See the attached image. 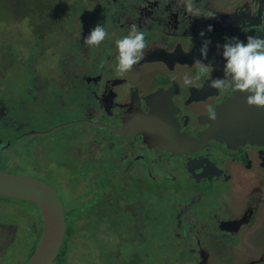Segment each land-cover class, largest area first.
Instances as JSON below:
<instances>
[{"label":"flooded vegetation","instance_id":"1","mask_svg":"<svg viewBox=\"0 0 264 264\" xmlns=\"http://www.w3.org/2000/svg\"><path fill=\"white\" fill-rule=\"evenodd\" d=\"M33 1L28 0L32 2L30 8L43 5V2L39 5V2L35 4ZM76 2L78 0L73 1ZM194 4L202 10L203 16L190 17L176 0L85 1L83 6L89 5L91 10L80 5L79 18L87 15L84 18L86 24L87 18L98 19L108 32V37L99 47H94L92 54L96 63L93 69L74 73L71 85L74 97L70 99L75 104L64 102L61 92L57 107L63 122L48 133L29 130L25 137L17 136L15 139L0 135V159L12 158L10 166H16L18 174H26L50 184L64 208L66 228L53 264L58 256L61 257V264H68L63 251L69 237L77 230L74 223L78 219L84 223L79 230L83 247L95 264H144L147 252L142 249V242L137 243L141 237L140 227L135 229L137 220L145 213L146 221L140 225L143 232L152 233L150 237L172 232L178 234L181 221L177 220L176 214L189 217L193 211H200L203 217L212 219L213 226L203 231L224 237L215 240V245L211 247L220 263L264 264V109L249 106L246 110V101L244 104L241 101L240 104L225 105L234 92L210 88V77L194 79L192 86L183 82L185 75L195 77L193 63L202 58L200 48L204 41H211L204 62L213 65L215 70L211 75L215 79L223 77L226 63L222 57L223 49L217 45L222 46L232 38L246 43L249 35L264 37V0H194ZM93 8L99 14L94 12V15H90ZM209 11L215 13V18H205ZM68 14H74L72 7ZM80 24L85 27L82 22ZM209 25L212 31H208ZM133 26L145 34L147 47L144 57L132 70L140 72L144 68L147 72L141 77L139 73L135 80L128 82L127 77L117 72L116 41L117 35L123 38ZM71 29L77 33L76 28ZM87 31L80 38L83 41L88 35ZM201 33L204 35L201 36ZM104 67L109 72L103 70ZM62 75L52 80L51 84L54 86L56 82L57 86H69V80L61 82ZM44 85L41 81H32L29 89L34 88L36 92L32 100L42 91L51 94L49 86L44 89ZM0 92L3 93L1 87ZM56 96L50 97L54 100ZM81 97L92 105H84ZM24 100L19 104V118L2 104L0 114H7L8 118H14L21 124L20 121L29 118L31 104ZM221 106H224L220 112L221 118L217 116V122L209 120L208 108H214L217 114ZM245 111L246 114L243 113ZM238 113L241 119L235 118ZM52 115L47 113L46 116ZM229 115V125L232 120H239L240 123L231 126L232 132L226 137L219 131V126L222 119L229 118ZM79 125L93 126L92 130H85V135L94 137L85 152L90 157L87 160L90 164L79 167L75 159L69 157L59 167L79 173L88 172L89 175L92 172L89 181H69V185L76 188H82L80 184H84V189L88 188L89 191L87 196L79 197L74 203L64 200L59 185L53 184L46 176L53 172L50 161L36 158L35 154L30 156L25 149L33 138L63 127L68 128V137L76 140L84 133L75 129ZM19 127L21 125L16 129ZM174 138L185 141L188 150L174 152L170 148L174 146ZM27 162L29 166L25 165ZM5 168L1 167L0 170ZM59 173L68 175L64 170H59ZM248 184H252V192L256 196L239 200L248 194L244 187ZM154 190L159 191L164 201L166 198L170 200L167 203L162 200L158 206L153 201ZM6 198L31 204L32 218L25 226L30 228L32 234L28 260L41 235L39 208L28 200ZM181 202H184L186 209ZM175 207H178L176 212L172 211ZM0 224L12 229L9 242L0 245V250L7 251L6 244L13 245L18 241V224L14 221ZM121 225L129 236L122 238V244L114 250H106L97 233L104 232L105 238H113L112 230ZM220 249H223L225 259H221L223 253ZM190 251H193V254L190 252V264H210L206 243L200 237L197 248ZM76 255L77 247L70 256L69 264H75Z\"/></svg>","mask_w":264,"mask_h":264},{"label":"rangeland","instance_id":"2","mask_svg":"<svg viewBox=\"0 0 264 264\" xmlns=\"http://www.w3.org/2000/svg\"><path fill=\"white\" fill-rule=\"evenodd\" d=\"M34 1L35 4L39 2V5L43 2V5L30 8L32 2L29 3L28 0H0V87L3 92H0V104L10 113L15 112L16 117L19 118L17 113L20 109L19 104L21 101L26 98L24 100L25 103L27 101L31 102L28 110L29 118L20 121L21 124H18L14 118H8L7 114H0V135H5L9 139H15L17 136L23 138L29 130L48 132L63 122V117L60 116L57 107V102L61 99V92L64 94V102L70 105L75 104V101L70 99L74 97V88L71 85L74 81L75 71H90L96 63L93 61L94 56L92 54L94 47L87 46L80 38L87 30L89 34L98 23H101L98 19L87 18L86 22L90 25L88 26L84 19L87 15L84 14V18H79L81 15L79 11L80 5L83 6L85 1L94 3L96 0H78L76 3H73L74 0ZM27 6L28 8H26ZM88 6L83 7L89 10L91 7ZM70 7H72L74 14H68ZM34 9L36 11H33ZM94 12L99 14L93 8L90 15H94ZM49 17L54 18L49 19ZM52 21L54 22L52 23ZM71 27L76 28L77 33L73 32ZM117 38L120 39L119 35H117ZM103 70L108 71L109 69L104 67ZM111 71L114 73V69ZM146 72L147 70L142 68L140 72L131 70L123 75L127 77L129 82L135 80L136 75L139 73V77H141ZM38 73H40V77ZM61 73L63 74L61 82L62 80H69V86H57L56 82H54V86L51 84V81L61 75ZM46 80H48V85ZM32 81L43 82L45 84L44 89L49 86L54 95L52 92L47 94V92L42 91L32 100L34 94H36L34 88L29 89L32 86ZM57 83L60 84L59 80H57ZM44 94H46V97ZM51 95L53 97L59 96L52 100ZM81 98L84 105H92L84 97ZM47 113L53 114L52 117L46 116ZM19 125L21 127L16 129ZM92 127L83 125L75 127L76 130L84 132L76 140L73 137H68L69 130L67 127L59 128L56 132L33 138L30 141L31 144L25 149L30 156L35 154L36 158H44L50 161L49 166L53 172L46 176L49 177L48 179L53 184L59 185L61 196L66 201L76 203L79 197L89 194L88 188L84 189L86 188L84 184H80L82 188H76L69 185V181L78 179L89 181L92 172L89 175L88 172L79 173L73 169H61L59 167L64 165L65 160L69 157L70 159H75L79 167H87L90 164L87 161L90 157L86 156L85 152L88 151L94 137L85 135V130H92ZM33 137L36 136L33 135ZM20 156L22 157L23 154L21 153ZM12 162V158L4 159L1 157L0 168L6 167L5 170L12 168L9 171L17 173L19 170L16 169V166H10ZM25 165L29 166V163L27 162ZM93 167L94 163L90 167V171H92ZM58 169L67 171L69 176L66 173H59ZM67 177L68 180H66ZM244 187L245 192L248 191V194L244 197L242 196V198L240 197L239 200L245 201L246 197L253 198L256 196L254 195L255 192H252V184ZM154 192V194L152 193L153 201L159 206L162 200L164 201L163 196L158 193V190H154ZM142 197L144 198L145 195L142 194ZM168 200L170 199L166 198L164 203H167ZM181 203L184 206V202ZM177 208L175 207L172 211L176 212ZM183 208L186 209L187 207L184 206ZM30 211L31 204L29 203L26 204L18 200L0 197V222L14 221L18 224L17 232H19L18 241L13 245L6 244L8 246L7 251L0 250V264H22L26 262L28 248L32 239L30 228L25 227L28 226L32 218ZM163 211L166 212L165 208H163ZM190 213L192 215H189V217L176 214L177 220L181 221L178 234L172 232L150 237L152 233L150 231L143 232L140 225V223L144 224L146 221L144 218L145 213L137 220L135 229L140 227L141 233L137 243L140 244L142 242V249L147 252L144 264H149L148 260H150V264H190V252L193 254V251L190 250L197 248L198 237L201 238L202 242L206 243L210 264H226L220 263L211 250V247L215 245L214 241L224 239V237L203 231V229H209L213 226L212 219L203 217L200 211ZM147 215L149 216V214ZM203 222H206V224ZM83 224L79 219L75 221L74 226L77 230L74 229L76 232L69 237L66 243L63 252L65 262L68 264L75 247H77L75 264H95L87 249L83 247V239L79 233ZM11 231L12 229L9 226L0 224V245H3L4 242H9L13 235ZM112 231L114 233L113 238H105L104 232L97 233L106 246V250H114L118 245L122 244V238L125 239L129 236V233L122 225ZM107 233H109V229ZM159 233L162 234L163 232ZM255 238L254 236L253 239ZM92 243L96 242L92 241ZM220 250L223 253V249ZM221 259H225L224 253ZM116 264H119V262Z\"/></svg>","mask_w":264,"mask_h":264},{"label":"clouds","instance_id":"3","mask_svg":"<svg viewBox=\"0 0 264 264\" xmlns=\"http://www.w3.org/2000/svg\"><path fill=\"white\" fill-rule=\"evenodd\" d=\"M176 3L183 7L190 17L199 18L203 16L202 10L195 6L194 0H176ZM259 8V5H258ZM91 10V9H90ZM205 18H215V13L209 11ZM208 31H212V26H208ZM204 33H201L203 36ZM108 37V32L101 25L97 24L84 38V44L89 47H99ZM210 40L203 42L200 48L201 59L194 60L193 66L196 75H185L183 82L192 86L195 80L201 77H210L209 87L216 90H231L232 92L247 93L246 104L257 108H264V37L260 35L247 36V42L232 38L225 44L217 45L222 47V57L226 61L223 67L222 78H212L215 70L211 63H205L208 57V47ZM118 49L117 72L123 75L133 69L145 55L147 47L145 34L138 31L135 26L128 35L116 41ZM208 119L215 121L217 114L214 108L207 110Z\"/></svg>","mask_w":264,"mask_h":264},{"label":"water","instance_id":"4","mask_svg":"<svg viewBox=\"0 0 264 264\" xmlns=\"http://www.w3.org/2000/svg\"><path fill=\"white\" fill-rule=\"evenodd\" d=\"M246 96L247 93L235 92L231 100L225 105L240 104L241 101L244 104ZM244 107L246 110L249 108L246 104ZM223 110L224 106L219 107L217 116L220 117V112ZM243 113L246 114L247 111ZM235 118L241 119V115L238 113ZM229 120L230 115L229 118L224 117L219 126V131L226 137L229 132H232L231 126L234 127L235 123H240L239 120L235 122L232 120L231 125H229ZM173 143L174 146H170V148L174 152L188 150L186 142L180 138H174ZM0 196L24 199L37 205L42 222L41 235L34 252L25 264H53L61 247L66 228L64 208L55 189L41 179L26 174L0 170Z\"/></svg>","mask_w":264,"mask_h":264},{"label":"trees","instance_id":"5","mask_svg":"<svg viewBox=\"0 0 264 264\" xmlns=\"http://www.w3.org/2000/svg\"><path fill=\"white\" fill-rule=\"evenodd\" d=\"M6 46H7V45H6ZM60 258H61V257L58 256L54 264H61V260H60Z\"/></svg>","mask_w":264,"mask_h":264}]
</instances>
